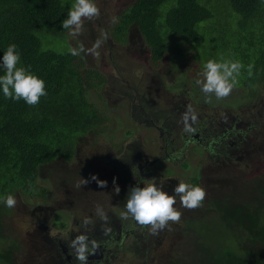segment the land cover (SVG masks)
Segmentation results:
<instances>
[{"label":"trees","instance_id":"obj_1","mask_svg":"<svg viewBox=\"0 0 264 264\" xmlns=\"http://www.w3.org/2000/svg\"><path fill=\"white\" fill-rule=\"evenodd\" d=\"M166 2L173 7L163 17L160 8ZM73 3L74 0H0V58L10 43L17 44L22 63L30 65L46 81L48 92L34 106L23 100L5 99L0 93V196L34 193L39 188L40 194L48 197L46 186L50 181L44 178L47 171H52L51 175H56L53 171L63 172V160L73 158L77 138L89 135L109 120V115L89 100L97 80L100 84H106V80L100 72L84 68L85 61L80 55H71L72 47L66 45L67 30H63L61 22ZM131 29H138L144 36L154 67L168 56L179 69L188 53L193 51L194 57L202 60L206 47L211 45L222 57L227 55L243 64L240 84L259 83L264 87V0H138L120 17L111 34L124 42ZM201 30L212 37L211 43L202 38L203 48L198 42ZM61 43L66 46L64 51L58 50ZM41 183L46 186L41 187ZM13 209L19 211V207L0 204V215H4V225L11 233L9 218H5ZM238 216L239 227L233 226L230 214L221 223L201 215L188 218V225L203 226L204 240L197 242L195 253L213 251L219 257L235 256L238 252L233 242L242 239L240 256L230 264L259 263L256 257L264 253V203L256 216L244 212ZM32 223L42 228L44 218ZM61 225L64 227L62 222ZM1 230L0 264H14L23 243ZM35 237L28 245L31 252L40 254L42 264H52L58 257L54 245L44 239L43 230ZM150 244L152 247L155 242Z\"/></svg>","mask_w":264,"mask_h":264},{"label":"flooded vegetation","instance_id":"obj_2","mask_svg":"<svg viewBox=\"0 0 264 264\" xmlns=\"http://www.w3.org/2000/svg\"><path fill=\"white\" fill-rule=\"evenodd\" d=\"M141 50L145 59L151 60V49ZM142 55L139 54V56ZM166 57L167 60L165 61L164 57L163 62L156 67L151 64L150 69L156 81H162L163 95L159 98L165 102L167 110L160 107L159 110L155 109L154 106L158 105L157 103L149 106L145 100L142 102L141 95L148 96L147 91L150 89L147 84L143 86L142 79L139 80V86L130 87V98L134 102L131 107L132 118L138 120L139 127L155 129L159 134V138L154 136L156 143L161 145L153 143L154 158L145 149L146 142L139 140V145L134 142L137 136H133L129 129L126 137L128 141L126 140L125 148L123 147L124 150L120 155L109 151L105 157H102L104 159H101L99 169H87L86 161L82 159L81 153V148L85 144L83 140L90 134L99 132L98 128L85 137L77 138L75 154L70 161L61 158L66 167L63 170V187L56 188L51 182L47 183L48 188L53 187L58 193L72 188L65 191L67 200L60 202L61 206L68 203V206L72 207L73 204L82 201L80 195L84 189L102 188L97 180L92 179V176L96 175L99 180L107 181L104 187L108 191V199H111L112 205L116 208L114 213H107L109 217L107 221L99 216L94 218V215L90 214L92 223L86 227L83 225V219H79L73 213L74 226L78 231H69L67 235L65 232L69 222L66 217H56V225L52 219L55 210L48 209L42 228L31 232L28 235V242L35 241L38 231L43 230L44 239L51 242L58 252V257L53 259L52 264H77L74 251L70 250L68 245L81 232H86L90 240H96L98 243L95 253L89 257V264H129V262L130 264H155L149 255L153 249L161 246L157 240L167 239L170 226L153 234L150 226L120 218V212L123 210L130 189L137 184L143 187L142 181L145 179L154 180L158 185L162 183L163 190L170 195L174 194L179 180L200 185L207 192L202 205L193 209L179 207L181 204L177 197L175 207L182 215L180 221L176 222L175 229L180 237L174 239L172 250L168 256L159 260L160 264H230L239 258L242 239L233 242L238 252L235 256L224 254L219 257L213 251L196 254L197 242L204 240L201 232L203 226L192 223L188 225L186 221L188 218L192 219L194 216L201 215L217 218L221 223L224 216L230 214L234 221L233 226L239 227L240 213H252L256 216L257 211L260 210L264 203V87L259 83L251 86H240L238 83L229 96L219 100L213 96L209 103L206 102L205 95L199 86L191 80L188 83L182 75L181 71L187 65L185 60L180 64L181 68L175 69L177 67L174 65L175 62H170L169 57ZM201 73L200 71L199 78H202ZM239 76L241 78L240 74ZM187 85L190 88H186ZM247 93L253 96L251 100L247 97ZM165 94H168L169 98L164 99ZM236 94L243 96L239 105L235 102ZM122 95H126V91ZM186 114L187 120H185ZM193 114L196 116L195 120L192 119ZM147 134L152 135L148 132ZM108 138H111L110 134ZM167 159H170L171 163H168ZM184 161H187V166L181 165ZM161 164L166 166L171 164L172 167L165 169V166L164 171L160 172L157 167ZM176 164L182 166L180 172L182 176L178 178H174L176 170L173 166ZM188 167L192 168V172L186 174ZM169 169L174 172L167 173ZM169 175L172 176L168 177ZM188 175L195 177L194 181L184 179V176L188 177ZM163 177L168 178L163 179ZM44 178L49 180L46 175ZM84 179L89 182L84 184ZM77 183L81 185L79 188L76 187ZM117 186L120 188L118 194L115 192ZM206 222L211 225L210 219ZM107 228H111V232L106 234ZM56 229L58 232L54 233ZM165 231L168 233L166 234ZM151 241L155 242L153 248H151ZM26 250L25 247L22 248V252ZM22 252L16 258L22 256ZM33 256L38 258L37 261L36 259L32 261L35 264L44 262L37 252ZM256 258L259 260L257 264H264V253Z\"/></svg>","mask_w":264,"mask_h":264},{"label":"rangeland","instance_id":"obj_3","mask_svg":"<svg viewBox=\"0 0 264 264\" xmlns=\"http://www.w3.org/2000/svg\"><path fill=\"white\" fill-rule=\"evenodd\" d=\"M132 1L133 0H96L100 8V16L85 21V28L83 33L79 36V39H74L66 34L68 42L66 43L67 46L78 48L81 43L85 46L86 51L80 54V57L85 61L84 68H87L91 71L100 72L101 75L106 78V85H108L105 88V84H100L99 80H97V87L90 90L89 93L90 102L97 106L101 112L109 115V120L106 122L107 124L99 127V132L90 134L86 139L83 140L85 144L83 148H81V153L83 155L82 159L86 161L87 169L90 168V170L99 169L101 159H104L102 157H105L109 151L118 153L119 155L121 154L125 148V142L128 141L126 137L128 136L129 129L131 130L130 132L133 134V136H137V139H135L134 142H136L138 145L139 140L144 141V143L146 142L144 144L145 149L152 158H154L153 151H155L153 143L160 145L156 143V138H159L158 132L155 129L146 128L144 126L139 127L138 120H134V117L132 118L131 116V107L132 104L134 105V102L130 98V87L135 86L136 88V86H139V80L142 79L143 86H146L147 84V86L150 88L147 91V95L149 97L146 95H141L142 102L145 100L146 104L152 106L153 102L151 98L157 100L158 94L161 96L163 95L162 81H156V77H154V74L151 73L150 66L152 65L150 63V58L145 59L146 57H144V54L139 56V53L142 54L141 49H143V46L140 47L139 44H136L135 42L127 45V40H124V42H118L115 40L117 43L123 44L125 46L115 45V43L112 41V44L115 48H110L109 50L108 47L103 43V36L99 34L100 28H110L115 23H117V19L114 23V18L116 15L120 13L124 6L132 3ZM172 7L173 6L170 2L163 4L160 8L161 15L165 16L172 9ZM205 25H207V22L203 23V26ZM200 32L201 39L198 42L201 43L203 48L202 38L206 39V43H211L212 37L209 35L208 31L202 32L201 30ZM203 33L205 37H203ZM108 36L111 40V36ZM124 48H131L134 53H131L129 50H125ZM206 48L208 51L203 54V61L197 60L194 57L195 53H193V51L188 53V57L185 60L187 65L181 71L188 83H190L191 80L192 83L196 84L195 81L199 78V73L200 71H203V66L208 60L215 59L217 61H226L233 59L227 55L222 57L221 54L214 52V46L209 45ZM65 49L66 46L64 43H61L58 50L64 51ZM89 49H94V51H87ZM96 53H98V55ZM166 60L167 57H165V61ZM110 75L113 76L111 77V81H109ZM237 81V84L240 83V76L237 77ZM240 86H242V84H240ZM104 88L107 91L109 100H111L108 102V104L106 102V98L102 96ZM186 88H190V86L187 85ZM237 89L240 90V88ZM125 91L127 96L122 95ZM247 97L251 100L253 96L250 93H247ZM163 98L167 99L169 98V95L165 94ZM242 98L243 96L241 94H236L235 102L239 105ZM158 104L165 106V102L161 101V99ZM159 107V105L154 106V108L158 110ZM147 132L151 133L152 135L149 136ZM109 134L111 135L110 139L108 138ZM154 140L155 142H153ZM167 162L171 163V160L167 159ZM181 165L187 166L188 163L187 161H184ZM165 166L166 164H161L157 167V170H160V172L164 171ZM171 167L172 165L169 164L165 167V169ZM173 169L176 170V175H174V178L182 176V173H180L182 166H180V164L173 166ZM170 171L174 172V170L169 169L167 173ZM50 172L52 171L48 172V181L54 184L56 188L59 186L63 187V172L53 171L56 173V175H51ZM191 172L192 168L188 167L186 174ZM170 176L172 175H169L168 177ZM168 177H163V179ZM194 178L195 177H191L189 175L188 177L184 176V179L191 182L194 181ZM44 186L46 185L41 183V187ZM46 188L49 189L48 197L42 196L40 194L39 188L34 190V193L31 192L23 194L19 192L15 195L17 199V205L20 204L19 211L13 209L12 213L9 214V216H11L5 218H9L7 222L11 226L13 231L12 233L9 232L4 225V215H0V228L3 229L0 230L6 236L12 237L13 235L14 238H18L24 244L23 247L27 249L26 253L23 252L22 256L15 259L14 264H16V260L17 264H29L31 261H34V259H36V261L38 260L37 257L33 256V253L28 246V235L35 229H38V225L33 224L32 222L39 218L43 219L47 215L48 209L54 208L55 212L52 219H54L56 225V217H66L69 222L68 229L65 232L66 235L69 231H78V229L74 226L75 217L72 215L73 213H75L79 219H84L85 217H90V214L92 216L94 215V218L98 217L99 215L96 213L97 206L103 207L106 213H114L116 211V208L111 203V199H108V191L106 190V187L96 188V190L84 189V192L80 195L82 201L75 205L73 204L72 207H69L68 203L64 206L60 205V202L67 200L65 191L72 190V188L59 191L61 193L54 191L53 187L50 189L48 186H46ZM179 207H182V205ZM66 208L69 211L64 210ZM46 222H48V220ZM176 224V222L169 221L170 228L167 239L165 241L162 239L159 241L157 240L161 246L153 249L151 253V260L155 264H160L159 260H161L162 257L169 255L170 250H172L171 246L175 243L174 239H179L180 236H178L175 229ZM55 232L57 233L58 229L54 230V233ZM165 233L167 234L168 231H165ZM153 247H155V244L152 246V248Z\"/></svg>","mask_w":264,"mask_h":264},{"label":"clouds","instance_id":"obj_4","mask_svg":"<svg viewBox=\"0 0 264 264\" xmlns=\"http://www.w3.org/2000/svg\"><path fill=\"white\" fill-rule=\"evenodd\" d=\"M137 2L138 0H133L132 3L124 6L120 13L114 18V23L116 19L117 23L112 27L106 29L100 28L99 34L103 36V43L109 50L110 48H115L112 41L115 45L125 46L115 41L116 39L113 34H111V30L113 29V32L114 29H116L120 17ZM99 16L100 8L96 0H74L67 15L62 17V28L63 30H67L66 34L68 36L79 39V36L83 33L85 28V21ZM134 30L135 29H131L127 34L128 36L125 38V40H127V45L135 42L139 44L140 47L143 46V49H149L144 36L139 33L138 29L135 32ZM108 35L111 36V40ZM124 49L134 53L131 48ZM85 51V46L82 43L78 48L72 47L69 49V52L73 56L80 55ZM87 51H94V49H89ZM96 54L98 55V53ZM242 68L243 64L238 60H208L203 66V71L201 73L202 78H198L195 81L196 85L199 86L200 90L204 93L206 102L210 103L213 96L217 100L229 96L238 82L237 77ZM0 70H3L2 74H0V93H2L5 99L15 101L23 100L27 105L34 106L40 103L42 97L48 95L46 81L33 72L30 65L26 66L22 63V53L17 44L10 43L6 50L3 51V56L0 58ZM111 77L113 76L110 75L109 81L112 80ZM104 79L106 80L105 77ZM106 84L105 88L108 86ZM105 88L103 90V95L108 103L111 100H109ZM157 96V100L151 98L153 104H158V102H160L159 97L162 96L159 94ZM158 105L163 110H167L166 105ZM187 118L186 114L185 120H187ZM192 119H196L195 114L192 115ZM92 179L97 180L101 187L107 185V181L99 180L96 175H93ZM179 181V184L174 189V194L170 195L163 190L162 183L158 185L154 180H143V187L137 184L130 189L123 210L120 212V218L122 220H132L139 225L150 226V231L153 234H157L160 230L168 227L169 221L179 222L182 213L175 207L177 197H179L180 204L183 207L193 209L200 207L207 195L204 187L188 184L182 180ZM88 182L89 181L86 179L83 181L84 184ZM80 186V183H77L76 187L79 188ZM115 192L117 194L120 192L119 186L115 188ZM0 204H3L7 208L19 207L20 205H17L16 196L12 193L0 196ZM96 213L104 221L109 219L108 214L101 206H97ZM91 223V217H85L83 219V225L85 227ZM105 232L106 234L111 232V228H107ZM68 247L70 250L74 251L77 264H89V257L91 254L95 253L98 243L96 240H90L86 232H81L71 240Z\"/></svg>","mask_w":264,"mask_h":264},{"label":"water","instance_id":"obj_5","mask_svg":"<svg viewBox=\"0 0 264 264\" xmlns=\"http://www.w3.org/2000/svg\"><path fill=\"white\" fill-rule=\"evenodd\" d=\"M152 248V247H151ZM149 258H151V254L149 255Z\"/></svg>","mask_w":264,"mask_h":264}]
</instances>
